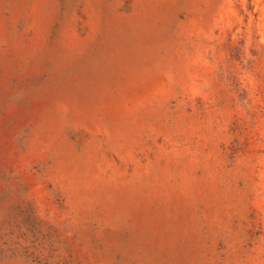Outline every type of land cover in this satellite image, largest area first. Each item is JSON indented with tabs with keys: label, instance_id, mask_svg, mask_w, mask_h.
<instances>
[{
	"label": "rangeland",
	"instance_id": "rangeland-1",
	"mask_svg": "<svg viewBox=\"0 0 264 264\" xmlns=\"http://www.w3.org/2000/svg\"><path fill=\"white\" fill-rule=\"evenodd\" d=\"M0 264H264V0H0Z\"/></svg>",
	"mask_w": 264,
	"mask_h": 264
}]
</instances>
